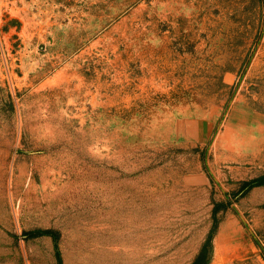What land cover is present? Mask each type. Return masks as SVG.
Wrapping results in <instances>:
<instances>
[{
	"label": "rangeland",
	"instance_id": "obj_1",
	"mask_svg": "<svg viewBox=\"0 0 264 264\" xmlns=\"http://www.w3.org/2000/svg\"><path fill=\"white\" fill-rule=\"evenodd\" d=\"M262 176L264 0H0V264H264Z\"/></svg>",
	"mask_w": 264,
	"mask_h": 264
},
{
	"label": "crops",
	"instance_id": "obj_2",
	"mask_svg": "<svg viewBox=\"0 0 264 264\" xmlns=\"http://www.w3.org/2000/svg\"><path fill=\"white\" fill-rule=\"evenodd\" d=\"M244 112L245 111L242 113ZM235 118L244 119L247 117H244V114L239 115L236 112H232L229 116V120H225L223 122L220 132H218V137L215 139L214 143V147H218L220 145L224 151L223 155L228 160H231L232 157L233 160L245 158L247 154H253L252 152L259 147L257 145L259 139L254 136V134L258 133L256 132V128H253L252 126L244 127L242 124L235 121ZM204 134L205 133H203V135ZM258 135H260V133H258ZM196 173L199 174L200 172ZM198 178L202 179V176L197 175V179Z\"/></svg>",
	"mask_w": 264,
	"mask_h": 264
},
{
	"label": "trees",
	"instance_id": "obj_3",
	"mask_svg": "<svg viewBox=\"0 0 264 264\" xmlns=\"http://www.w3.org/2000/svg\"><path fill=\"white\" fill-rule=\"evenodd\" d=\"M264 185V176L258 177L255 179H251L248 182H246L245 186L243 187V193L246 192L248 189L254 186ZM200 261H202V254H200L197 258V264H200Z\"/></svg>",
	"mask_w": 264,
	"mask_h": 264
}]
</instances>
